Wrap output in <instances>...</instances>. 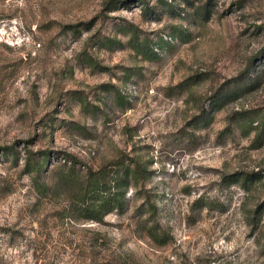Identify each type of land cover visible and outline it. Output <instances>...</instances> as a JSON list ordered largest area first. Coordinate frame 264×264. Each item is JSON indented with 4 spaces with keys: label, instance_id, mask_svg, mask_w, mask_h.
Here are the masks:
<instances>
[{
    "label": "rangeland",
    "instance_id": "374dc122",
    "mask_svg": "<svg viewBox=\"0 0 264 264\" xmlns=\"http://www.w3.org/2000/svg\"><path fill=\"white\" fill-rule=\"evenodd\" d=\"M263 126L264 0H0V264H264Z\"/></svg>",
    "mask_w": 264,
    "mask_h": 264
},
{
    "label": "trees",
    "instance_id": "16d2710c",
    "mask_svg": "<svg viewBox=\"0 0 264 264\" xmlns=\"http://www.w3.org/2000/svg\"><path fill=\"white\" fill-rule=\"evenodd\" d=\"M247 75L248 72H244L230 83L223 84L211 99L213 101H220L223 97L236 99L238 97L237 95L250 85V79L247 78ZM202 111L205 113L206 109L203 108ZM14 155L16 156V153H14ZM63 155L65 156V161H69L71 158L73 162L77 161V159L69 153H63ZM49 158L50 153L46 151L44 152L42 161L32 162V158H28L27 166L36 170L37 173H40L44 170ZM109 165L116 166L117 168L119 167V170L110 173L108 165L97 171L88 170L87 180L84 184L78 183L74 166L65 170L63 169V167L66 166L64 164L59 168L61 170L59 177L65 182V184L67 183L75 186L79 184L75 197L79 203H81L83 211L85 212V219L101 221L106 214L114 209L120 208L124 203L126 189H123L122 187L125 185L124 183L127 174L120 170V159L114 160ZM108 176H112L109 181H107ZM149 235L154 239H158L152 228L149 230Z\"/></svg>",
    "mask_w": 264,
    "mask_h": 264
}]
</instances>
